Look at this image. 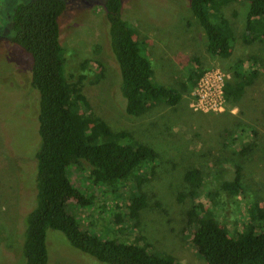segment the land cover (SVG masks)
Listing matches in <instances>:
<instances>
[{"label": "rangeland", "instance_id": "rangeland-1", "mask_svg": "<svg viewBox=\"0 0 264 264\" xmlns=\"http://www.w3.org/2000/svg\"><path fill=\"white\" fill-rule=\"evenodd\" d=\"M28 1L0 0V264H23L18 220L35 190L38 91L30 82V54L10 40L15 7ZM63 1L58 22L68 77L83 69L82 90L91 111L158 153L115 185L94 184L85 162L71 167L70 177L90 203L70 212L99 238L134 242L170 254L179 264H204L187 224L191 215L202 214L198 203L231 232L264 214V44L243 42L248 2L229 0L222 7L234 40L231 54L221 58L207 52L188 0H122L121 14L150 59L152 81L180 93L175 105L156 102L129 115L108 41L104 0ZM214 66L229 78L233 68L244 71L249 84L241 101L226 103L221 112L195 110L192 90L180 86L189 72ZM189 169L203 174L202 188L194 190L185 181ZM238 172L240 187L225 190ZM46 246L48 264H107L71 245L60 230L47 228Z\"/></svg>", "mask_w": 264, "mask_h": 264}, {"label": "trees", "instance_id": "trees-1", "mask_svg": "<svg viewBox=\"0 0 264 264\" xmlns=\"http://www.w3.org/2000/svg\"><path fill=\"white\" fill-rule=\"evenodd\" d=\"M228 1L188 0L189 9L204 32L207 52L221 58L231 54L234 40L233 28L222 11ZM246 1L243 42L259 39L264 44V0ZM64 8L63 0H30L18 4L12 16L10 40L30 54V82L38 91L40 142L34 153L35 190L32 196L29 193L18 220L23 264H48L47 228L60 230L71 245L107 264H179L170 254L152 252L134 242L99 238L82 228L70 212L74 206L90 203L70 177L71 167L85 162L94 184L115 185L128 179L144 162L154 160L158 153L128 131H114L91 111L82 90L86 78L83 69L74 79L68 77L58 22ZM103 8L110 50L118 63L125 112L138 115L156 102L177 104L180 93L176 88L152 81L150 59L134 28L121 14L122 0H104ZM203 70L201 67L189 72L181 91H191ZM244 73L233 68L232 77L224 84L226 103L241 101L249 84ZM184 178L194 190L204 184L203 174L196 169H189ZM239 180L238 172L233 181L224 185L225 190L236 191ZM202 205L198 203L202 214L191 215L187 224L193 230L191 243L204 258V264H264L263 213L231 232Z\"/></svg>", "mask_w": 264, "mask_h": 264}, {"label": "built area", "instance_id": "built-area-1", "mask_svg": "<svg viewBox=\"0 0 264 264\" xmlns=\"http://www.w3.org/2000/svg\"><path fill=\"white\" fill-rule=\"evenodd\" d=\"M229 74L223 68L214 66L206 69L191 91V106L198 111L217 113L225 109L224 84Z\"/></svg>", "mask_w": 264, "mask_h": 264}]
</instances>
